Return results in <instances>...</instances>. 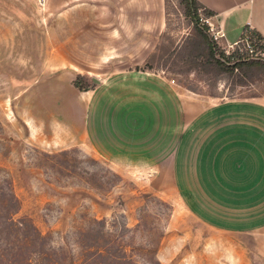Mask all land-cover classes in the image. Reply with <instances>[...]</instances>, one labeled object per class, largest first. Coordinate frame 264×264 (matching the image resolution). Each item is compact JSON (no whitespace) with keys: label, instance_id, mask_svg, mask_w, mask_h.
I'll return each instance as SVG.
<instances>
[{"label":"rangeland","instance_id":"rangeland-1","mask_svg":"<svg viewBox=\"0 0 264 264\" xmlns=\"http://www.w3.org/2000/svg\"><path fill=\"white\" fill-rule=\"evenodd\" d=\"M158 10L156 0H0V191L10 190L16 198L14 218L29 220L53 247L74 249L84 239L81 231L95 229L92 221L100 220L106 234L132 231L124 232L126 251L156 243L158 264H264V235L209 229L219 224L207 212L218 211L220 203L194 202L184 184L185 133L199 118L186 117L185 102L264 99V76L241 75L238 85L236 72L214 77L197 69L180 75L153 68L149 73L159 77L161 99L168 100V91H175L177 98V170L163 169L157 179L152 176L159 171L143 170L136 157L128 156L132 160L124 159L116 168L83 144L60 146L78 133L72 126L57 129L53 120L46 122L47 141L26 134L21 118L62 117L67 122L74 112L87 117L83 101L90 98L84 92L111 73L119 81H130L135 67L164 40L161 46L170 42L168 49L179 47L190 26L175 1L166 0L158 32ZM205 20L200 23L218 50L225 55L245 52L239 39L226 43ZM159 35H164L161 42ZM196 48L192 43L188 50ZM255 49L251 57L264 60V53ZM77 74V87L86 91L73 87ZM141 81L150 83L151 78ZM8 82L16 88L8 89ZM167 124L168 117H161V134L168 132ZM166 145L161 136L160 157ZM151 150L154 156L148 151L139 157L158 158L156 146ZM232 243L239 249L235 260L224 249ZM132 259L143 264L147 257Z\"/></svg>","mask_w":264,"mask_h":264},{"label":"crops","instance_id":"crops-1","mask_svg":"<svg viewBox=\"0 0 264 264\" xmlns=\"http://www.w3.org/2000/svg\"><path fill=\"white\" fill-rule=\"evenodd\" d=\"M196 1L214 13L208 18V23L218 30L226 43L239 39L244 26L257 32L264 40V0ZM156 4L158 12H161L156 25L158 31L163 26V0H156ZM130 76V81L123 82L119 81L117 73H111L99 81L96 88L84 92L82 96L90 98L83 101L87 117L74 112V117L68 118L67 122L62 117L21 118L26 134L34 141H47L50 134H44L45 123L53 120L57 129L72 126L78 130L65 143H61L56 135L54 138L60 146L83 144L116 168L124 159L125 162L132 160L128 156L136 157L135 161L139 160L143 170L159 171L157 176H152L153 179H157L160 171L166 168L176 174L175 91H168V100L161 99L158 76L139 71ZM146 77L151 78L150 83L141 81ZM9 83L8 89L16 88ZM184 105L186 117H199L198 125L185 133L186 194L194 195V202L220 203V206L216 205L220 207L218 211L209 210L208 214L204 211L207 217L219 224L210 225L209 229L228 234L264 235V99L232 98L215 103L198 100ZM189 108L194 112L190 113ZM161 117H168V132L163 134L160 133ZM161 136L167 141L162 157L159 153ZM155 146L158 158L153 157L152 161L148 156L139 157L148 151L154 156L151 148ZM171 180L170 176V183ZM224 249L231 251L228 255L233 260L238 256V245L232 243Z\"/></svg>","mask_w":264,"mask_h":264},{"label":"trees","instance_id":"trees-1","mask_svg":"<svg viewBox=\"0 0 264 264\" xmlns=\"http://www.w3.org/2000/svg\"><path fill=\"white\" fill-rule=\"evenodd\" d=\"M179 14L191 28L190 35L183 40L179 47L171 50L161 46L166 40L159 35L160 45L154 47L142 66H136V72H152L153 68L166 67L169 72L186 74L191 69H197L207 76L225 74L231 76L233 72L239 74L238 85H241V75L250 77L264 76V60L253 58L247 52L232 51L225 55L218 50L215 43L208 37L206 27L200 20L214 16V13L200 5L196 0H174ZM164 10L166 0H163ZM165 13V12H164ZM192 36V38H191ZM250 41L255 50L264 53V40L254 30L244 26L239 35L240 44L244 38ZM197 48L189 51L190 44ZM242 44V43H241ZM167 48V49H166ZM169 50L167 53L166 51ZM166 55L165 57H163ZM81 76L76 75L73 87L78 91H86L77 87ZM208 96H213L208 94ZM0 264H140L132 259L139 255L147 257L143 264H158L155 259L156 243L147 247L133 248L126 251L122 239L124 232H132L123 228V234H106L102 231L103 221H92L95 229L85 228L81 231L84 239L78 240L74 249L68 247H53L26 218H14L17 213V200L10 190L0 191ZM135 251V253H132Z\"/></svg>","mask_w":264,"mask_h":264},{"label":"built area","instance_id":"built-area-1","mask_svg":"<svg viewBox=\"0 0 264 264\" xmlns=\"http://www.w3.org/2000/svg\"><path fill=\"white\" fill-rule=\"evenodd\" d=\"M207 21V20H205ZM208 25H210V23H207ZM214 39H216V37H214ZM242 46H244V49H245V52L248 53L249 56H252L253 54V47L252 45L250 44V41L245 37L242 41Z\"/></svg>","mask_w":264,"mask_h":264}]
</instances>
